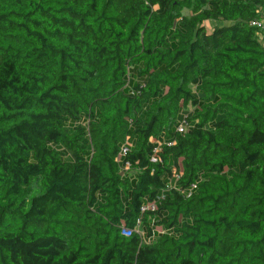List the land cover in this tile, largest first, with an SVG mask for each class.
Wrapping results in <instances>:
<instances>
[{
    "label": "trees",
    "instance_id": "16d2710c",
    "mask_svg": "<svg viewBox=\"0 0 264 264\" xmlns=\"http://www.w3.org/2000/svg\"><path fill=\"white\" fill-rule=\"evenodd\" d=\"M0 264H264V0H0Z\"/></svg>",
    "mask_w": 264,
    "mask_h": 264
},
{
    "label": "built area",
    "instance_id": "2783aa9c",
    "mask_svg": "<svg viewBox=\"0 0 264 264\" xmlns=\"http://www.w3.org/2000/svg\"><path fill=\"white\" fill-rule=\"evenodd\" d=\"M178 131L180 133H183L185 131V127L183 125H180L179 128H178ZM127 153H128V148H127V145H123L120 150H119V153H118V156L116 158V162H120L122 163V161L125 159V157L127 156ZM152 162H155L156 159L155 158H152L151 159ZM129 168V163L126 161L122 164V170L123 171H127ZM169 188V186H168ZM150 209H154V206L151 205L150 207H148ZM146 208V209H148ZM122 234L125 235V236H129L130 235V231L128 229H122Z\"/></svg>",
    "mask_w": 264,
    "mask_h": 264
}]
</instances>
